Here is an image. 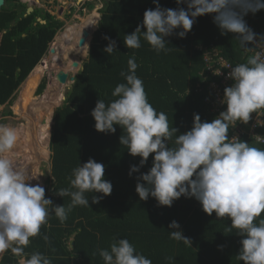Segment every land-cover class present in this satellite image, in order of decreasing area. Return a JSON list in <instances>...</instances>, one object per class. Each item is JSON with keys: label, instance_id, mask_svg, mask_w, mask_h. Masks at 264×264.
<instances>
[{"label": "trees", "instance_id": "16d2710c", "mask_svg": "<svg viewBox=\"0 0 264 264\" xmlns=\"http://www.w3.org/2000/svg\"><path fill=\"white\" fill-rule=\"evenodd\" d=\"M158 4L162 8L187 10V3L177 4V0H158ZM155 7L154 0L107 1L100 11L83 69L52 117L51 179L45 198L67 208L71 198L57 193L69 187L72 170L89 158L104 165V179L112 184L111 194L85 193L90 207L72 208L63 223L51 215L41 227L40 235L30 239L24 249L26 253L41 252L51 258L52 264H104L99 250L109 249L116 237L128 239L152 264H244L237 257L244 237L236 230L229 231V218H217L215 212L208 215L194 197L181 196L171 207L158 205L151 196L141 200L135 190L137 178L150 170L154 153L138 172L129 175L130 167L139 166L141 157L130 155L120 144L123 129L114 125L115 133H102L94 127L92 110L99 99L106 104L117 99L112 92L118 84L126 83L120 73L128 71L127 61L133 56L138 64L136 75L143 81L149 103L158 113L167 115L170 127L177 129L176 135L191 130L194 114L200 116L201 122L212 121L203 94L196 92L204 64L202 54L195 48L214 46L232 67L247 62L237 34L222 35L213 22L215 14L196 17L183 38L177 35L183 29L174 30L164 38L167 51L157 53L142 37L140 48L128 49L124 36L142 23L147 9ZM35 15L18 20L9 11L0 13V107L39 63L61 27L60 22L48 15L43 18L45 25L34 26ZM250 23L255 35L264 36V9L252 14ZM110 41H115L116 51L109 55L104 49ZM44 87V83L40 84L36 94L40 95ZM174 140L175 135L169 141L170 147L174 146ZM246 142L264 148L253 141ZM92 195L102 199L93 203ZM260 219H264V212L255 222ZM172 221L178 222V230L191 244L169 238L168 225ZM44 235L48 236L47 242ZM0 264H18V258L6 251Z\"/></svg>", "mask_w": 264, "mask_h": 264}, {"label": "clouds", "instance_id": "9594fccd", "mask_svg": "<svg viewBox=\"0 0 264 264\" xmlns=\"http://www.w3.org/2000/svg\"><path fill=\"white\" fill-rule=\"evenodd\" d=\"M154 3L155 9H147L142 23L124 36L128 49L140 48L142 37L157 53L167 51L165 37L178 28L183 30L177 35L185 37L195 18L205 14H215L213 22L221 34H237L236 39L247 48L245 45L256 37L244 16L264 9V0H177V4L187 3V10L162 8L158 0ZM262 41L264 36L259 38V43ZM195 50L202 54L199 47ZM104 51L109 55L116 51L115 41H110ZM127 63L128 71L120 73L126 83L118 84L112 92L117 99L108 104L99 99L91 115L98 132L115 133L114 125H119L124 133L120 144L130 155L141 157L140 165L131 166L129 175L138 172L154 153L150 170L137 178L135 190L139 198L147 200L151 196L158 205L171 207L181 196L194 197L205 213L229 218V231L236 230L244 237L240 241L239 260L244 264H264V219L255 222L264 212V148L228 136L229 125L247 124L252 113L264 109V59L256 54L246 63L231 67L228 76L233 83L224 89L222 99L226 110L211 122H201L200 116L194 114L191 130L180 135L170 127L167 115L158 113L149 103L143 81L136 75L135 57ZM174 135V146L170 147ZM17 139L15 127L0 123V260L10 251L18 258V264H52L51 258L41 252L24 251L30 239L40 235L51 215L63 223L72 208L90 207L85 193L107 196L112 192V184L104 179V165L89 158L72 170L69 187L57 193L71 198L68 207L54 205L50 198H45L41 184L25 183L37 176L14 166L8 154ZM91 198L93 203L102 199L96 195ZM178 229V222L172 221L168 225L169 238L191 244ZM43 239L47 242L48 236ZM99 255L104 264H152L126 238L114 237L109 249L99 250Z\"/></svg>", "mask_w": 264, "mask_h": 264}, {"label": "rangeland", "instance_id": "374dc122", "mask_svg": "<svg viewBox=\"0 0 264 264\" xmlns=\"http://www.w3.org/2000/svg\"><path fill=\"white\" fill-rule=\"evenodd\" d=\"M62 1H64V3L66 2V0ZM68 1V5H66V3L63 5L55 4L53 5L54 9H49L56 18V16H58V11H61L60 7L65 9L73 6L72 15L68 17L67 14L64 19L62 17L64 20L61 21L63 22V25L56 30L52 40L47 45L44 55L37 64V66H39L43 63V71L34 88L30 90V99H27V93L29 91L28 87L24 86L27 85L28 78L34 69L21 83L19 88L11 95L8 101L0 107V123L8 124L18 130L17 143L12 152L8 154L9 157L12 159L15 167L28 172L30 176H37L36 179L31 180L33 185L41 184L45 189L49 186V180L51 179V152L49 150V140L52 117L54 111L62 106L67 92L73 85L74 81L72 82L70 77H74L75 79L87 59L92 36L97 29V21H99L101 15L100 11L108 0H81L82 2L85 1L86 6H81L78 0ZM29 2L31 3L32 1L29 0ZM58 19L59 18H56V20ZM93 23L94 25H92ZM90 24L92 30H88V36L85 37L86 46L82 45L77 48L76 46L71 45L74 40L76 41V37H79L80 34H82L83 29L87 31L85 27ZM92 31L93 33L89 39V35ZM1 36L2 33H0V37ZM62 38L64 41H62ZM59 44H61L60 48H58ZM75 48L79 50L78 54L74 53ZM71 57L83 62L77 63V66H74L70 63ZM57 59H60V64L56 62ZM61 71L68 74L67 80L64 84L54 80L56 74H59ZM53 82H55V85H52ZM42 83L45 85L44 90L40 95H37V89ZM50 85L55 87L52 92L46 94L47 88ZM45 94L48 98L45 97ZM42 98H44L43 101L47 102H45L46 104L42 102ZM57 101L59 103H56ZM38 107L41 110H39L40 116L43 115L42 119L39 121V125L47 124L49 117L51 120L50 128L44 135V141H41V137L38 135V127L35 126L37 125V122L35 124L34 121L32 122L28 119V116L31 114L37 115V112L35 113L34 110ZM45 147L47 148V159H44L42 157L44 154L40 152V150H44Z\"/></svg>", "mask_w": 264, "mask_h": 264}, {"label": "built area", "instance_id": "2783aa9c", "mask_svg": "<svg viewBox=\"0 0 264 264\" xmlns=\"http://www.w3.org/2000/svg\"><path fill=\"white\" fill-rule=\"evenodd\" d=\"M252 14L249 12L244 16V20L251 30L250 16ZM255 37L253 42L245 45L247 48L240 45V50L246 58L259 54L264 59V41L259 43L260 37L257 35ZM199 50L202 52L204 71L200 74L202 80L196 86V92L203 93V102L209 108L213 120L219 116L220 112L226 110V105L222 103V99L224 89L233 83L228 76L232 65L213 46L199 47ZM229 127V138L236 137L245 142L253 141L258 145L264 146V109H259L256 113H252L247 124L237 122L235 127L233 125H229Z\"/></svg>", "mask_w": 264, "mask_h": 264}, {"label": "flooded vegetation", "instance_id": "af4514ba", "mask_svg": "<svg viewBox=\"0 0 264 264\" xmlns=\"http://www.w3.org/2000/svg\"><path fill=\"white\" fill-rule=\"evenodd\" d=\"M31 1L32 2L30 3L29 0L28 1L27 0H14V1L3 0V4L0 7V13L4 11H9L10 13H14L18 17V20H22L23 18H27L33 14H36L34 16V20H35L34 26H36L37 24L45 25L46 21H44L43 18H45V16L47 15L53 18L55 21L60 22L61 25H63V22L61 21H64L63 20L64 17L67 14H68V17L72 15L73 6H71L70 8H65V9L63 7H60L61 11H58V16H56V18H59L58 20H56L53 13L49 11L50 8L54 9L53 5L55 4L63 5L66 3V5H68L69 4L68 0H66L65 3L62 0H31ZM78 1H79V4H81V6H86L85 1L83 2L81 0H78ZM28 8H32L31 13L27 12ZM40 21H43L44 24L40 23ZM62 41H64L63 38H62ZM29 181H30V184H32V181L31 180Z\"/></svg>", "mask_w": 264, "mask_h": 264}, {"label": "bare ground", "instance_id": "6f19581e", "mask_svg": "<svg viewBox=\"0 0 264 264\" xmlns=\"http://www.w3.org/2000/svg\"><path fill=\"white\" fill-rule=\"evenodd\" d=\"M94 18V17H93ZM94 20V19H93ZM94 22V21H93ZM86 28V27H85ZM82 32V31H81ZM85 32H87L88 33V30L86 31L85 29H83V32H82V34H80V36L79 37H76V41L74 40V42L71 44V45H73V46H76L77 48H79L80 46H82V45H84V46H86V43H85V36H84V34H85ZM78 33V32H77ZM88 36V35H87ZM81 39V40H80ZM56 41V40H55ZM79 41H80V43H79ZM55 44V43H54ZM77 48H75L74 49V53L75 54H78L79 53V50L77 49ZM40 62V61H39ZM56 62L57 63H59L60 64V59H57L56 60ZM83 61H78L77 59H75V58H73V57H71V60H70V63L73 65L74 63H82ZM63 68V67H62ZM67 68V67H66ZM33 71V70H32ZM42 71H43V63H41L39 66H35L34 67V71L30 74V77L28 78V83H27V85H25L24 87H28V93H27V96H28V98L27 99H30V90L32 89V88H34V86L36 85V83H37V81L39 80V78H40V75H42L41 73H42ZM61 72H63V71H61ZM60 72V73H61ZM64 73V72H63ZM67 74V73H66ZM55 82H53V84L52 85H55L54 84ZM54 87L55 86H48V88H47V92H46V94H48V93H50V92H52L53 91V89H54ZM46 94H45V97H47L46 96ZM48 98V97H47ZM43 99L44 98H42V102L43 103H45L46 101H43ZM58 100H59V98H58ZM60 101V100H59ZM47 103V102H46ZM45 103V104H46ZM55 103V102H54ZM56 103H59L58 101L56 102ZM42 104V103H41ZM42 106H43V104H42ZM39 107L36 109V110H34V112L37 114V115H29L28 116V119L29 120H31L32 122L34 121V123L36 124V122H37V125H35V126H37L38 127V135L41 137V141H44L45 140V137H44V135H45V133H47V130L50 128V124H51V120L48 118V120H47V124H45V125H39V121L42 119V117H43V115H41L40 116V114H39ZM41 111V110H40ZM49 111V110H48ZM50 111H52V110H50ZM43 112V111H42ZM47 113V112H46ZM44 114V113H43ZM44 115H46V114H44ZM50 131V130H49ZM49 133V132H48ZM40 152L42 153V154H44L42 157L45 159H47V148L45 147V149L44 150H40Z\"/></svg>", "mask_w": 264, "mask_h": 264}, {"label": "water", "instance_id": "95a60500", "mask_svg": "<svg viewBox=\"0 0 264 264\" xmlns=\"http://www.w3.org/2000/svg\"><path fill=\"white\" fill-rule=\"evenodd\" d=\"M3 4V0H0V7L2 6ZM28 13H31L32 12V8H28L27 10ZM92 22V21H91ZM98 22V21H97ZM40 23L44 24L43 21H40ZM94 24V23H93ZM92 27H91V24L90 25H87L86 29L87 30H90ZM92 30V29H91ZM94 31V30H93ZM96 31V30H95ZM93 33V32H92ZM91 33V35H92ZM88 35L87 32H85L84 36L86 37ZM74 66H77V63H74L73 64ZM83 69V67L81 68V70ZM67 77H68V74L66 73H59V74H56L54 80H57V82H60L61 84H64L67 80ZM70 80L73 82L74 81V77H70ZM52 125V124H51ZM26 174H29L28 172H26ZM30 175V174H29ZM26 184H30V181L29 180H26L25 181Z\"/></svg>", "mask_w": 264, "mask_h": 264}, {"label": "crops", "instance_id": "0c3cea01", "mask_svg": "<svg viewBox=\"0 0 264 264\" xmlns=\"http://www.w3.org/2000/svg\"><path fill=\"white\" fill-rule=\"evenodd\" d=\"M185 126H186V124H185Z\"/></svg>", "mask_w": 264, "mask_h": 264}]
</instances>
